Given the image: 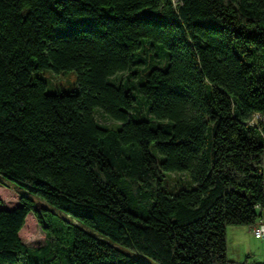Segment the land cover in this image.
<instances>
[{"label":"trees","instance_id":"trees-1","mask_svg":"<svg viewBox=\"0 0 264 264\" xmlns=\"http://www.w3.org/2000/svg\"><path fill=\"white\" fill-rule=\"evenodd\" d=\"M0 178V264H254L226 233L264 209V0H0Z\"/></svg>","mask_w":264,"mask_h":264},{"label":"rangeland","instance_id":"rangeland-1","mask_svg":"<svg viewBox=\"0 0 264 264\" xmlns=\"http://www.w3.org/2000/svg\"><path fill=\"white\" fill-rule=\"evenodd\" d=\"M172 1L174 4L178 3V0ZM43 75L47 80L46 89L48 92H53L54 89L60 87L69 89L74 86L76 81V73L74 71L55 74L47 70L43 72ZM95 117L101 124L110 123V120L100 111H96ZM178 178H184V175L170 173L167 180L168 186H174L176 184L175 181ZM20 193L21 190L16 189L12 184H8L0 178V207L10 209L18 205ZM26 218L27 219H25V223L19 232L22 242L30 247L43 245L45 243V233L37 222V219L32 213H29ZM66 218L75 222L67 216ZM227 228L228 258L235 257L237 262L247 261L254 264L264 263V239L255 238L252 234L244 230L245 227L243 226L230 225ZM232 229L238 231L234 233L231 231ZM141 259L145 261L146 264H157L145 258Z\"/></svg>","mask_w":264,"mask_h":264},{"label":"built area","instance_id":"built-area-1","mask_svg":"<svg viewBox=\"0 0 264 264\" xmlns=\"http://www.w3.org/2000/svg\"><path fill=\"white\" fill-rule=\"evenodd\" d=\"M259 214H261L258 222L250 227L251 234L258 239H264V209L257 207Z\"/></svg>","mask_w":264,"mask_h":264},{"label":"crops","instance_id":"crops-1","mask_svg":"<svg viewBox=\"0 0 264 264\" xmlns=\"http://www.w3.org/2000/svg\"><path fill=\"white\" fill-rule=\"evenodd\" d=\"M243 227H245V229L244 230H246L247 232H249L250 234H251V232H250V227L251 226H243ZM228 229V228H227ZM231 231H233L234 233L235 232H237L238 230H235V229H232ZM227 233H228V230H227ZM227 233H226V240H227ZM227 253H228V243H227ZM230 258V257H229ZM231 260H233V261H236V259H235V257H231L230 258ZM237 262V261H236ZM240 262V261H239ZM243 262V261H242Z\"/></svg>","mask_w":264,"mask_h":264}]
</instances>
